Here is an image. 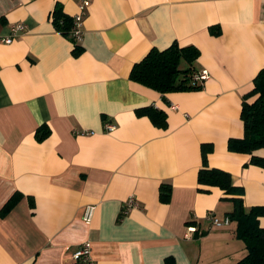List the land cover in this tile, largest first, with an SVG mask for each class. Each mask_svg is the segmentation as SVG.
I'll list each match as a JSON object with an SVG mask.
<instances>
[{
  "label": "crops",
  "instance_id": "0c3cea01",
  "mask_svg": "<svg viewBox=\"0 0 264 264\" xmlns=\"http://www.w3.org/2000/svg\"><path fill=\"white\" fill-rule=\"evenodd\" d=\"M57 4L79 13L77 0H0V39L26 26L0 42V264H80L71 255L85 242L95 264L240 261L236 223L216 228L207 216L229 219L234 197L264 207V168L228 148L243 138L242 99L264 68V0H91L76 43L55 30ZM173 43L198 49L194 70L209 75L200 90L160 94L129 79ZM144 107L162 111L166 128L137 116ZM41 126L50 134L39 142ZM202 145L207 168L228 173L241 196L198 185ZM130 197L137 207L124 213Z\"/></svg>",
  "mask_w": 264,
  "mask_h": 264
},
{
  "label": "trees",
  "instance_id": "16d2710c",
  "mask_svg": "<svg viewBox=\"0 0 264 264\" xmlns=\"http://www.w3.org/2000/svg\"><path fill=\"white\" fill-rule=\"evenodd\" d=\"M55 30L64 37L70 38L73 29V19L62 12L57 4L52 14ZM81 49L75 46L73 55L78 56ZM199 57V51L193 46L179 47L173 43L165 50L151 49L146 56L136 63L129 75V79L160 94L172 92L197 91L201 87L193 83L196 74L194 63ZM255 97L254 101L247 100ZM137 116H146L151 123L160 129L166 128L165 114L155 107H144L136 110ZM240 118L243 122L244 135L242 139L230 140V151L250 155V165L264 168V159L253 155V152L264 148V68L253 79V89L242 99ZM50 131L47 126H41L35 133L37 141L45 140ZM211 152L208 145L201 146L203 168L197 174L199 186L218 188L227 195L241 196L242 190L231 184L230 175L219 169L207 168V154ZM203 191V190H200ZM171 186L161 184L159 187V201L166 204L170 201ZM21 198L14 195L4 206L2 214L7 213ZM233 210L229 220L236 223V238L245 246L246 255L235 264H264V228L259 226V218L264 216V207H252L246 210L242 199H230ZM164 264H175L166 259Z\"/></svg>",
  "mask_w": 264,
  "mask_h": 264
},
{
  "label": "built area",
  "instance_id": "2783aa9c",
  "mask_svg": "<svg viewBox=\"0 0 264 264\" xmlns=\"http://www.w3.org/2000/svg\"><path fill=\"white\" fill-rule=\"evenodd\" d=\"M90 1L91 0H77L79 13L72 18L73 19V29L71 33V36L75 42L81 39V36H82L81 27H82L83 17L85 15L87 8L89 7ZM25 30H26V26L23 23L13 24L10 27L11 35L8 37L1 38L0 42L5 43V44H10L13 38L17 34L22 33ZM208 78H209L208 73L206 71H202L201 73L194 75L193 83L199 84L203 81L208 80ZM173 108H176V107H173ZM105 129L108 132H111L114 130V126L106 124ZM135 207H137V203L133 197H130L124 204L123 212L126 213L127 211ZM94 209L95 207L93 205H89L85 207L82 220L86 225H88L91 222ZM207 218L211 221L212 225L216 228L226 226L229 224L228 218H224L220 220L211 214H209ZM71 258L74 261L79 262L80 264H95L92 258V255H91V245L89 242L83 243L77 250H75L72 253Z\"/></svg>",
  "mask_w": 264,
  "mask_h": 264
}]
</instances>
